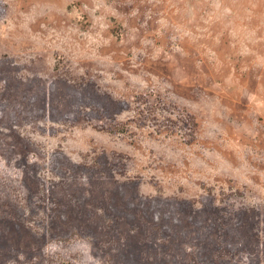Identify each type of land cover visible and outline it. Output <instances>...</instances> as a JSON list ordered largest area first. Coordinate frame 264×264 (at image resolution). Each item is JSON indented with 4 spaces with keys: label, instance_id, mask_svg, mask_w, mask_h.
Listing matches in <instances>:
<instances>
[{
    "label": "rangeland",
    "instance_id": "rangeland-1",
    "mask_svg": "<svg viewBox=\"0 0 264 264\" xmlns=\"http://www.w3.org/2000/svg\"><path fill=\"white\" fill-rule=\"evenodd\" d=\"M0 264H264V0H0Z\"/></svg>",
    "mask_w": 264,
    "mask_h": 264
}]
</instances>
